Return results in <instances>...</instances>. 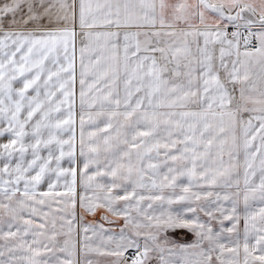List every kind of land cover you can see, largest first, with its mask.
Returning a JSON list of instances; mask_svg holds the SVG:
<instances>
[{
    "label": "snow or ice",
    "instance_id": "6c2138e0",
    "mask_svg": "<svg viewBox=\"0 0 264 264\" xmlns=\"http://www.w3.org/2000/svg\"><path fill=\"white\" fill-rule=\"evenodd\" d=\"M0 241L264 264V0H0Z\"/></svg>",
    "mask_w": 264,
    "mask_h": 264
},
{
    "label": "crops",
    "instance_id": "0c3cea01",
    "mask_svg": "<svg viewBox=\"0 0 264 264\" xmlns=\"http://www.w3.org/2000/svg\"><path fill=\"white\" fill-rule=\"evenodd\" d=\"M78 75V73H77ZM76 112H77V117H76V120H77V137L79 135V98H78V80H77V107H76ZM89 219H91V217H89ZM240 227L242 228L243 227V222L241 221V224H240ZM175 230V229H174ZM180 230H184V231H188L187 229H180ZM190 235H192V233L188 232ZM191 238L188 240L190 241ZM0 243H2V241H0Z\"/></svg>",
    "mask_w": 264,
    "mask_h": 264
},
{
    "label": "rangeland",
    "instance_id": "374dc122",
    "mask_svg": "<svg viewBox=\"0 0 264 264\" xmlns=\"http://www.w3.org/2000/svg\"><path fill=\"white\" fill-rule=\"evenodd\" d=\"M173 232H177V233H187L188 240L192 237V235H190L188 233V231H184V230H180V229L169 230V234H172Z\"/></svg>",
    "mask_w": 264,
    "mask_h": 264
}]
</instances>
